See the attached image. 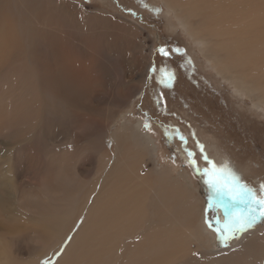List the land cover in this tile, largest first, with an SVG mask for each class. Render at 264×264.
Instances as JSON below:
<instances>
[{
    "label": "bare ground",
    "instance_id": "obj_1",
    "mask_svg": "<svg viewBox=\"0 0 264 264\" xmlns=\"http://www.w3.org/2000/svg\"><path fill=\"white\" fill-rule=\"evenodd\" d=\"M161 2L260 107L264 2ZM84 6L0 0V264H21L10 253L20 242L30 264H264V224L214 249L189 173L156 165L155 139L138 120L123 114L117 126L122 102L118 91L104 96L105 78L118 74V51L128 80L148 57L137 66L126 49L134 24Z\"/></svg>",
    "mask_w": 264,
    "mask_h": 264
},
{
    "label": "rangeland",
    "instance_id": "obj_2",
    "mask_svg": "<svg viewBox=\"0 0 264 264\" xmlns=\"http://www.w3.org/2000/svg\"><path fill=\"white\" fill-rule=\"evenodd\" d=\"M76 1L88 9L102 7L117 15L118 20L126 19L134 24L135 43L130 48L126 46V49H133L137 66L141 55L147 56V69L143 72L142 67L131 74V79L124 78L118 51V74L105 78L104 96L111 98L118 91V102H122V106L118 107V127L124 114L123 117L138 120L140 129L153 135L157 145L156 165L170 163L174 165V173L176 170L189 173L195 189L204 199V223V209L210 190L200 174L188 166L185 154L186 147L196 153L195 160L201 168L208 166L196 147L197 138L204 145V152L216 165H232L243 181L252 187L258 188L260 183H264V102L257 107L247 95L237 92L229 81L218 74L199 52L197 44L183 31L174 13L161 0ZM255 2L260 4L264 0ZM119 23L122 26L125 24ZM162 44H167L170 49L179 47L184 52L172 53L167 58L154 54V48ZM153 65L155 71L152 70ZM217 65L220 66L219 63ZM161 67L176 77L170 88H165L157 79ZM138 90L141 91L137 93ZM254 91L255 88H252L251 92ZM146 122L150 125L149 129L144 127ZM172 129H177L186 138V145L182 144L178 136H165V130ZM150 167L151 161L142 168V172ZM212 214L209 209L207 217L210 218ZM205 226L208 227L206 223ZM207 230L212 235L214 249L226 248L216 239L212 229L208 227ZM234 240L229 241V246ZM18 248L11 249V255L21 264H30L33 258L29 256L26 244L20 242ZM19 250L23 251L21 258L17 257ZM40 260L38 264L46 259L41 257Z\"/></svg>",
    "mask_w": 264,
    "mask_h": 264
},
{
    "label": "snow or ice",
    "instance_id": "obj_3",
    "mask_svg": "<svg viewBox=\"0 0 264 264\" xmlns=\"http://www.w3.org/2000/svg\"><path fill=\"white\" fill-rule=\"evenodd\" d=\"M154 11L160 10L154 9ZM153 52L167 58L172 53H183L184 49L179 47L170 49L167 44H162L154 48ZM152 70H156L155 65H153ZM159 71L161 73L157 77L159 83L165 88L172 87L176 79L175 75L166 71L164 67H161ZM144 127L149 129V123L146 122ZM165 136H178L182 144L186 145L187 143L186 138L177 129L165 130ZM68 147H72V145H68ZM196 147L199 149L201 159L208 165L207 167L201 168L196 163V153L186 147L185 154L188 166L193 172L200 174L203 182L210 190L204 209L205 223L214 231L220 244L228 247L229 241L238 240L243 234L260 224H264V183H260L258 188L248 185L232 165L228 163L216 165L204 152V145L198 138L196 139ZM209 209L213 213L210 218L207 217ZM217 210L224 217L223 221L216 215ZM56 255L58 256L60 253L58 252ZM194 255H198V253H194ZM43 264H51V262L45 261Z\"/></svg>",
    "mask_w": 264,
    "mask_h": 264
}]
</instances>
